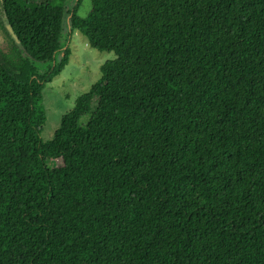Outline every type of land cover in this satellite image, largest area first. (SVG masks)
Segmentation results:
<instances>
[{"label": "trees", "instance_id": "obj_1", "mask_svg": "<svg viewBox=\"0 0 264 264\" xmlns=\"http://www.w3.org/2000/svg\"><path fill=\"white\" fill-rule=\"evenodd\" d=\"M55 1L0 0V264H264V0ZM74 30L116 57L44 141Z\"/></svg>", "mask_w": 264, "mask_h": 264}, {"label": "rangeland", "instance_id": "obj_2", "mask_svg": "<svg viewBox=\"0 0 264 264\" xmlns=\"http://www.w3.org/2000/svg\"><path fill=\"white\" fill-rule=\"evenodd\" d=\"M55 2L57 6L61 5L66 12L73 7L76 0H67L64 3ZM90 8L91 1L84 0L78 9V15L86 17ZM66 29L69 30L68 25ZM0 46L10 56H15L12 42L1 31ZM67 47L69 49L67 64L59 75L45 84L43 89V105L47 113V122L42 132L44 141L53 138L62 116L73 108L77 99L88 93L99 80L101 66L116 57L114 52L100 51L92 47L86 36L78 30L73 31ZM41 67L43 71L46 65L38 66V68ZM57 163L62 164V160H57Z\"/></svg>", "mask_w": 264, "mask_h": 264}, {"label": "water", "instance_id": "obj_3", "mask_svg": "<svg viewBox=\"0 0 264 264\" xmlns=\"http://www.w3.org/2000/svg\"><path fill=\"white\" fill-rule=\"evenodd\" d=\"M12 31V33H13V30H11Z\"/></svg>", "mask_w": 264, "mask_h": 264}]
</instances>
